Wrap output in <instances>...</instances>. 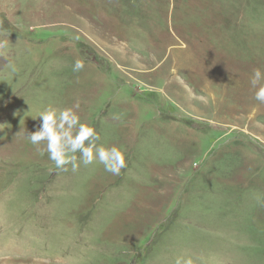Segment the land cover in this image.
<instances>
[{"label":"rangeland","instance_id":"rangeland-1","mask_svg":"<svg viewBox=\"0 0 264 264\" xmlns=\"http://www.w3.org/2000/svg\"><path fill=\"white\" fill-rule=\"evenodd\" d=\"M0 45V264H264V0H0ZM49 105L121 174L57 169Z\"/></svg>","mask_w":264,"mask_h":264},{"label":"clouds","instance_id":"clouds-1","mask_svg":"<svg viewBox=\"0 0 264 264\" xmlns=\"http://www.w3.org/2000/svg\"><path fill=\"white\" fill-rule=\"evenodd\" d=\"M2 46V45H0ZM84 68L83 60L77 59L73 71L79 72ZM264 73L254 70L252 86L256 88L255 99L264 103ZM41 123L36 131L27 134L32 145L46 144L48 158L54 162L57 169L67 171L71 165L72 171L79 167L76 153L84 165H90L98 160L106 172L119 176L121 170L127 167L126 153L116 145L98 146L99 134L88 122H82L78 113L71 107L57 109L49 105L40 114ZM175 264H193V259L178 256Z\"/></svg>","mask_w":264,"mask_h":264},{"label":"trees","instance_id":"trees-1","mask_svg":"<svg viewBox=\"0 0 264 264\" xmlns=\"http://www.w3.org/2000/svg\"><path fill=\"white\" fill-rule=\"evenodd\" d=\"M4 19H5V18H4ZM5 23H7V21H6Z\"/></svg>","mask_w":264,"mask_h":264}]
</instances>
